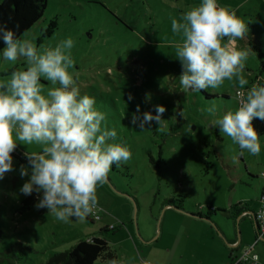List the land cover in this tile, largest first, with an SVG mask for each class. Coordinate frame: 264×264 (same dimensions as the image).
Segmentation results:
<instances>
[{"label":"rangeland","instance_id":"obj_1","mask_svg":"<svg viewBox=\"0 0 264 264\" xmlns=\"http://www.w3.org/2000/svg\"><path fill=\"white\" fill-rule=\"evenodd\" d=\"M199 2L47 0L41 19L20 39L37 48L73 39L70 71L76 86L81 94L95 98L105 124L117 131L115 142L126 145L132 155L113 165L105 183L98 185L97 206L90 214L61 222L47 209L34 207L38 198L23 207L26 196L19 188L28 177H20L19 166L27 164L24 153L35 146L18 144L13 153L24 162L13 158V170L0 178V262L42 264L78 240L115 226L119 231L106 241L116 261L95 264H221L216 261L220 251L214 241L215 227L194 223L182 228L179 213L165 207V201L181 202L190 215H206V208H228L251 194L248 175L256 178L250 179L256 189L262 183L264 135L259 136L260 153L252 155L241 152L214 122L238 108L237 90L246 95L252 84L264 83V0H218L248 23L247 37L238 40L236 47L249 50L242 73L249 83L241 88L235 80L225 81L217 89L205 90L215 95L211 99L181 90V65L174 56L181 37L171 31V19H179ZM24 67L22 58L0 63V80ZM41 83L45 91L58 86L43 79ZM146 93L150 99H145ZM156 105L166 109L164 130L157 131L155 121L140 128L139 118L146 111L155 114ZM212 105L214 114L205 111ZM207 219L216 217L210 214ZM253 241L254 237L242 242L236 255ZM230 262L227 256L225 264Z\"/></svg>","mask_w":264,"mask_h":264},{"label":"clouds","instance_id":"obj_2","mask_svg":"<svg viewBox=\"0 0 264 264\" xmlns=\"http://www.w3.org/2000/svg\"><path fill=\"white\" fill-rule=\"evenodd\" d=\"M171 31L181 37L174 56L181 65L182 91L217 89L233 80L241 88L249 83L242 75L249 50L236 47L238 40L247 37L248 23L218 0H200L179 19L172 18ZM0 42V63L22 58L26 65L0 80V178L13 170L12 153L18 144L35 146L24 153L27 164L19 166L20 177H28L19 192L25 196L36 193L34 207L47 209L58 221L84 219L97 206L98 185L105 183L113 165L130 159L131 150L115 142L117 131L105 124V114L95 107V98L81 94L76 86L70 71L74 64L72 38L54 47L37 48L0 23ZM42 79L58 86L45 91ZM235 95L238 108L217 118L215 126L241 152L258 155L261 142L252 121H264V83L252 84L246 95L239 90ZM145 99L150 95L146 93ZM165 110L156 105L155 114L144 112L139 127L155 121L157 131H163ZM205 111L214 114L216 107ZM137 119L134 116L133 122ZM251 259L257 264L259 257Z\"/></svg>","mask_w":264,"mask_h":264},{"label":"trees","instance_id":"obj_3","mask_svg":"<svg viewBox=\"0 0 264 264\" xmlns=\"http://www.w3.org/2000/svg\"><path fill=\"white\" fill-rule=\"evenodd\" d=\"M47 6V0H2L0 2V23H6L9 28H12L17 37L20 39L41 17ZM0 47L3 43L0 42ZM205 98H214L215 95L205 94L204 90L201 92ZM180 113H177L179 116ZM176 116V117H177ZM253 126L258 132L259 136L264 135V121L254 119ZM13 158L19 163L24 162L18 155L12 153ZM27 163V162H26ZM38 195L33 193L26 196L22 200L23 207L32 205ZM165 207L172 206L178 211H182L181 202L176 203L174 200L165 201ZM182 204V203H181ZM119 231V228L104 227L98 231L97 236L92 235L85 239L78 240L67 250L49 256L42 264H95L97 261L112 262L116 261V256L110 250L106 237L114 235ZM2 231L0 230V237ZM0 264H12L0 262Z\"/></svg>","mask_w":264,"mask_h":264},{"label":"crops","instance_id":"obj_4","mask_svg":"<svg viewBox=\"0 0 264 264\" xmlns=\"http://www.w3.org/2000/svg\"><path fill=\"white\" fill-rule=\"evenodd\" d=\"M249 179L248 181V187L252 189L253 191L251 194H249L246 197H239L236 201L230 203V207H225L223 205H220L219 208L222 209H213L212 213L210 212L211 208H206L207 214H200L199 216H193L190 215L187 212L177 211L181 217V226L183 227H190L194 223H199L201 225L206 226H213L216 229V234H214V241L216 243L217 249H219L220 254L217 256L216 261L221 264H225L226 257L229 256L230 261H232V256H236V253L241 249L240 244L248 243L249 240L254 237H256V231L253 226V222L251 221L248 213L253 212L255 213L258 208V200L259 195L261 193L262 183L258 186V188H255L254 184H250V179L255 181L256 178L250 177L248 175L247 177ZM201 208V207H200ZM217 211L223 213L218 214ZM189 214L190 216L186 215ZM210 214L214 215L216 219H212V221L208 220V216ZM115 227V226H113ZM251 227V229H250ZM110 228V227H107ZM187 230V229H186ZM186 232V231H185ZM253 234V236L251 235ZM239 242H238V237ZM264 240V237H263ZM253 241V243H254ZM238 242V245L236 247H233L234 244ZM261 243V246L259 244ZM255 244V248H257V256L259 257L258 264H264V243L262 241H259ZM253 245V244H252ZM251 245V246H252ZM231 264V262L229 263Z\"/></svg>","mask_w":264,"mask_h":264},{"label":"built area","instance_id":"obj_5","mask_svg":"<svg viewBox=\"0 0 264 264\" xmlns=\"http://www.w3.org/2000/svg\"><path fill=\"white\" fill-rule=\"evenodd\" d=\"M238 106H239V102H238ZM261 180H262V188L258 200L259 205L256 212L254 213V220L258 227V233H256L255 241L252 246L245 248L238 255L232 256L233 258L231 264H254V262L251 259L253 255H256L253 253V248L255 244L261 241L264 237V173L261 174ZM210 210L212 211V208ZM95 218L96 220H99V217H97L96 213H95Z\"/></svg>","mask_w":264,"mask_h":264},{"label":"water","instance_id":"obj_6","mask_svg":"<svg viewBox=\"0 0 264 264\" xmlns=\"http://www.w3.org/2000/svg\"><path fill=\"white\" fill-rule=\"evenodd\" d=\"M169 207H171L172 209H174V207H172V206H169ZM174 210H176V209H174ZM186 215L190 216L189 214H186ZM248 215H249L251 221L253 222V226L255 228L256 233H258V227H257V224H256V222L254 220V213L253 212H250V213H248ZM261 241L264 243V240L263 239ZM238 242H239V237H238ZM238 242L236 244H234L233 247H236L238 245Z\"/></svg>","mask_w":264,"mask_h":264}]
</instances>
